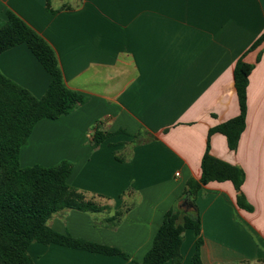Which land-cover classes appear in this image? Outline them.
I'll return each instance as SVG.
<instances>
[{
  "label": "crops",
  "instance_id": "1",
  "mask_svg": "<svg viewBox=\"0 0 264 264\" xmlns=\"http://www.w3.org/2000/svg\"><path fill=\"white\" fill-rule=\"evenodd\" d=\"M7 11L50 45L65 87L87 99L67 116L38 122L19 163H70L68 185L105 209L63 210L47 224L129 257L36 243L28 248L35 264L140 262L165 213L181 210L188 182L199 180L207 140L213 157L243 171L240 191L251 210L237 205L228 181L190 195L200 260L264 264V41L251 49L264 34V0H0V24ZM238 60L253 68L245 129L232 151L223 135L208 132L239 114ZM0 72L36 98L49 84L24 45L0 54ZM96 129L110 136L94 147ZM196 240L183 233L180 264H193Z\"/></svg>",
  "mask_w": 264,
  "mask_h": 264
},
{
  "label": "trees",
  "instance_id": "2",
  "mask_svg": "<svg viewBox=\"0 0 264 264\" xmlns=\"http://www.w3.org/2000/svg\"><path fill=\"white\" fill-rule=\"evenodd\" d=\"M263 41L264 34L251 49L257 48ZM20 45L27 47L48 74L49 84L43 96L36 98L0 72V264H35L28 253L33 243L54 244L129 260L127 254L115 247L75 239L48 226V220L63 210L100 213L105 208L68 185L72 165L66 161L50 167L20 166V150L26 145L38 122L67 116L87 100L82 94L65 87L55 52L50 45L18 16L7 11L5 21L0 24V54ZM252 68V65L242 60L237 61L233 82L239 114L208 132V137L214 133L223 135L232 151L236 149L245 129L246 90ZM109 136L96 129L93 146H98ZM200 170L199 180H190L187 184L186 192L192 197L197 195L202 186L228 181L237 193V205L251 210L240 191L244 181L243 171L213 157L209 152L208 140ZM121 216L122 213L116 214L114 220L118 222ZM187 230L197 237L192 263L202 264L200 218L197 213L184 214L177 208L165 213L150 249L140 262L131 260V264H180L183 233Z\"/></svg>",
  "mask_w": 264,
  "mask_h": 264
},
{
  "label": "water",
  "instance_id": "3",
  "mask_svg": "<svg viewBox=\"0 0 264 264\" xmlns=\"http://www.w3.org/2000/svg\"><path fill=\"white\" fill-rule=\"evenodd\" d=\"M179 208L185 213H188V212L194 210V207H192V205L190 203V194L189 193H187L185 195V197L182 199V201L179 204Z\"/></svg>",
  "mask_w": 264,
  "mask_h": 264
},
{
  "label": "rangeland",
  "instance_id": "4",
  "mask_svg": "<svg viewBox=\"0 0 264 264\" xmlns=\"http://www.w3.org/2000/svg\"><path fill=\"white\" fill-rule=\"evenodd\" d=\"M33 244H36V243H33Z\"/></svg>",
  "mask_w": 264,
  "mask_h": 264
}]
</instances>
